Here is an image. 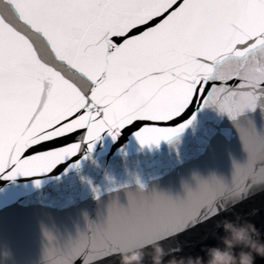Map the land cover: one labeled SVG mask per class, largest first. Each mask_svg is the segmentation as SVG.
Masks as SVG:
<instances>
[{"label": "snow or ice", "instance_id": "1", "mask_svg": "<svg viewBox=\"0 0 264 264\" xmlns=\"http://www.w3.org/2000/svg\"><path fill=\"white\" fill-rule=\"evenodd\" d=\"M197 100L241 133L248 159L231 183L197 176L173 200L137 180L126 188L135 202L113 199L106 220L52 243L51 264H113L116 252L100 253L130 229H166L172 241L264 183V133L242 118L264 109V0H0V173L50 172L137 123L142 145L171 142L195 117L163 122Z\"/></svg>", "mask_w": 264, "mask_h": 264}, {"label": "water", "instance_id": "2", "mask_svg": "<svg viewBox=\"0 0 264 264\" xmlns=\"http://www.w3.org/2000/svg\"><path fill=\"white\" fill-rule=\"evenodd\" d=\"M193 116L192 122L171 142L142 145L135 136L137 123L122 129L116 139L105 130L91 149L85 142L75 156L50 172L15 177L0 173V264H51L48 249L52 243L62 247L80 233L88 232L89 222L106 220L113 199L118 198L125 206L128 201L135 202V192L126 194V188L136 189L137 180L147 190L173 200L188 197L186 185L195 189L197 176L205 180L215 176L231 183L235 165L248 159L239 129L227 113L199 100L175 120L163 123L178 125ZM242 118L250 120L255 131L264 133V109L259 104L246 109ZM81 135L78 133L73 139L79 140ZM94 189L99 190V196ZM225 216L254 221L264 239V183L252 186L213 220L162 243L165 248L179 243L183 247L176 255L200 254L207 261L209 254L204 246L224 247L219 237L225 233L215 222ZM168 231L130 229L100 254L138 248L162 238ZM143 251V264H151V247ZM113 264H120L118 255ZM255 264H264V257L257 255Z\"/></svg>", "mask_w": 264, "mask_h": 264}, {"label": "clouds", "instance_id": "3", "mask_svg": "<svg viewBox=\"0 0 264 264\" xmlns=\"http://www.w3.org/2000/svg\"><path fill=\"white\" fill-rule=\"evenodd\" d=\"M233 200H226L220 210H226ZM216 209L213 208L215 214ZM225 235L219 237L224 247L218 245L204 246L209 254L205 261L200 254L176 255L182 251V245L176 243L170 248H165L162 238L146 242L138 248L119 250L117 253L120 264H143L146 247H151V264H255L257 255L264 257V239L260 228L254 221L237 217L230 219L225 216L215 222ZM237 246L239 249L237 250ZM203 247V248H204Z\"/></svg>", "mask_w": 264, "mask_h": 264}]
</instances>
